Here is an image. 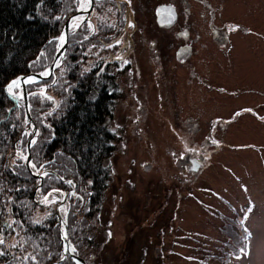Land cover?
Returning a JSON list of instances; mask_svg holds the SVG:
<instances>
[{
  "label": "rangeland",
  "instance_id": "1",
  "mask_svg": "<svg viewBox=\"0 0 264 264\" xmlns=\"http://www.w3.org/2000/svg\"><path fill=\"white\" fill-rule=\"evenodd\" d=\"M110 1L122 8L92 39L107 46L121 31L131 30L126 42L133 35L134 47L124 50L131 65L117 74L118 98L99 119L110 136L108 153L100 158L110 177L100 189L96 216L93 207L77 232L80 240L94 235V246L85 254H93L88 264H264V0ZM92 13L95 19L103 15ZM110 27L106 39L102 35ZM64 73L70 78L69 66ZM73 85L83 83L73 80ZM8 93L11 103L0 109V117L10 118L8 129L0 127V147L12 141L31 176L22 157L25 132L32 130L26 129L16 89ZM15 111L24 118L17 134ZM30 116L38 130L36 143L43 124ZM35 143L32 163L42 154L41 143L34 149ZM191 158L201 160L196 172L190 170ZM26 187L20 197L30 198L35 209L42 207L43 192ZM250 199L256 205L247 204ZM26 209L31 211L24 207L22 212ZM56 231L57 256L43 264L61 258L58 225ZM47 232L49 244L54 234ZM39 233L27 226L9 242L27 248L25 240L31 238L28 245L36 250ZM184 234L195 237L181 239ZM242 242L251 243L249 251L236 254ZM69 258L61 264H74Z\"/></svg>",
  "mask_w": 264,
  "mask_h": 264
},
{
  "label": "trees",
  "instance_id": "2",
  "mask_svg": "<svg viewBox=\"0 0 264 264\" xmlns=\"http://www.w3.org/2000/svg\"><path fill=\"white\" fill-rule=\"evenodd\" d=\"M77 1L0 0V106L3 105L0 109L11 103L5 91L7 83L32 68H40L44 60L49 63L52 55L48 50H54L62 22L67 14L70 16L76 11ZM110 2H94L96 12H103V15L100 19L92 18L89 23L91 28L89 24H85L80 29L69 31L68 53L60 65L56 79L47 84L43 92L38 89L43 82L28 85L30 115L36 122L43 124L39 128L40 139L34 146L35 149L41 143L43 155L35 156L34 163L39 170L49 168L55 174L61 175V178L71 175L77 181V190L80 188L81 192L68 195L63 205L68 214L67 237L76 252L79 251V255L86 257L87 264L93 254H85L94 246V235L91 233L85 238V234L82 241L77 232L81 233L86 217H90L92 213L91 209L94 207L93 214L96 211L100 189H106L105 183L110 177L107 176L106 168L100 165V158L108 153L106 140L110 136L106 126H100L99 119L104 120L108 114L105 108L109 109L111 106L114 84L118 81L116 76L120 73H115L113 61H109L105 40L92 39L95 31L103 29L112 17H117V10ZM112 29L113 27L106 29L102 36L109 39L107 33L111 35ZM39 45L40 48L37 49ZM87 54L92 55L88 60L84 59ZM25 56H28L26 60L29 62L26 67L23 64ZM104 62L106 64L103 66ZM65 66L70 67V78L64 73ZM96 74L99 77H95ZM73 80H78L83 85L74 88ZM17 102L20 104V99L17 98ZM15 114L17 117L19 113L15 111ZM8 118L10 115L5 117L4 114L0 117V127L3 126V130L8 129ZM23 119L22 113L16 118V134ZM11 143L7 147H0V264H43L57 256L55 215L51 208L35 209L30 198L26 196L25 200L20 197L19 194L23 193L25 186L26 190L33 188L35 180L25 172L23 161L15 156ZM45 160L47 164L42 163ZM70 170L72 174H69ZM17 174H24L25 179H19ZM44 178L40 190L43 193L62 185L54 174ZM24 207H29L31 211L26 209L22 212ZM42 210L44 214L39 216ZM98 218L99 216L96 220ZM48 221L53 225L47 224ZM27 226L29 229H39L41 233L38 243L46 245L40 246L36 242L35 250L28 245L32 243L31 238L25 240L27 248L9 242L13 235L26 231ZM50 229L54 234L53 244L47 243V231ZM6 250L7 256L3 255ZM41 250L43 254L39 255Z\"/></svg>",
  "mask_w": 264,
  "mask_h": 264
},
{
  "label": "bare ground",
  "instance_id": "3",
  "mask_svg": "<svg viewBox=\"0 0 264 264\" xmlns=\"http://www.w3.org/2000/svg\"><path fill=\"white\" fill-rule=\"evenodd\" d=\"M76 11H78V10H76ZM76 13V12H75ZM74 14V13H73ZM72 15V14H71ZM77 16V15H76ZM76 16H74V17H76ZM64 52H66V49H64ZM49 78H50V76H49ZM11 82H9V83H7V85H5V89L7 88L8 89V85L10 84ZM13 89H16V85L13 87ZM6 91V90H5ZM7 93V96L9 97V93L8 92H6ZM27 109H28V116H27V118H29L30 117V119H31V116H30V112H29V103H28V101H27ZM28 123H29V125H28V127L26 128V129H31L32 130V124L29 122V120H28ZM36 132H38V130H37V128H36ZM36 137H37V134H36V136H35V138L33 139L34 141L36 140ZM21 139V138H20ZM19 139V140H20ZM32 144L33 143H31L30 144V146H29V148H28V165H29V162L30 163H32V159H31V153H30V147L32 146ZM25 153H26V148H25ZM26 164V163H25ZM200 164H201V160L200 159H197V158H191L190 160H189V165H190V170L191 171H193V172H196V170L198 169V167L200 166ZM28 165H25L26 167V170L28 171V173H31V177L33 178V179H35L36 180V183H38L37 182V180L40 182V185H42V180H43V178H44V176H42L41 177V179H39V177L38 176H34L36 173L34 172V170L30 167V166H28ZM53 175V174H52ZM54 176H56L57 178H59L60 179V181H61V183H62V185H60L58 188H57V190L58 191H56L55 192V194H54V198H55V200H57V201H59V200H61V199H63V197L65 198V197H67L68 195H72L73 193H77L78 192V190H77V181H75L73 178H72V176L71 175H69V177H64V178H61V175H57V174H55L54 173ZM45 179V178H44ZM68 181H71L72 183H68ZM41 192V191H40ZM90 197V196H89ZM82 200V199H81ZM66 205V204H65ZM69 205V204H68ZM44 207H46V206H54V205H52V204H46V205H43ZM42 206V207H43ZM43 207V208H44ZM66 207V206H65ZM53 209H54V207H53ZM66 209V208H65ZM67 216H68V214H67V211L66 210H64V211H61L60 209L59 210H57V212H56V218H57V225H58V229H60L61 230V234H63V229H64V231L65 230H67ZM52 221H53V219H52ZM54 223V222H53ZM60 234V241H61V244H62V256L65 258L66 257V254H68V253H66L65 251H64V248L65 247H69V248H71V245H70V241H69V239H68V237L65 239V236L64 235H61ZM69 255V254H68ZM70 256V258L73 260H71L74 264H77V262H78V264H80V260H83V262H85V259L83 258V257H81V256H79V255H75V253H72L71 255H69ZM63 260H61V259H59L58 261H56L55 262V264H60L61 262H62Z\"/></svg>",
  "mask_w": 264,
  "mask_h": 264
},
{
  "label": "water",
  "instance_id": "4",
  "mask_svg": "<svg viewBox=\"0 0 264 264\" xmlns=\"http://www.w3.org/2000/svg\"><path fill=\"white\" fill-rule=\"evenodd\" d=\"M87 1V3H88V8H90V6H91V4H92V0H86ZM88 8L86 9V10H83V12H86L87 10H88ZM80 13V11H76V13H74V14H72V15H70V16H68L67 18H66V20H65V22H64V24H63V26H62V32H63V34H65V30H66V25H67V23H69V21L74 17V16H76V15H78ZM65 36V35H64ZM63 48H64V44H63V47H59L56 51H55V56H54V58H53V60H52V62H51V64H50V67H49V69L46 71L48 74L49 73H52V71H53V69L55 68V63H56V61H57V59L60 57V55L62 54V52H63ZM44 71H42L41 73H43ZM28 75H23V76H21L20 78H18L17 80L19 81H21L20 83H21V86L23 87V85H24V81H25V79H26V77H27ZM35 77L37 78V79H40L41 77H40V74L38 73V74H35ZM17 82V81H16ZM22 92H23V94H22V101H23V105H24V110H25V114L28 116V109H27V99H26V96H25V92L22 90ZM28 120H29V122L32 124V132H31V134H30V136H29V138H28V140H27V143H26V153H25V156H27L28 157V148H29V146H30V143H28L29 141H32L34 138H35V136H36V134H37V132H36V127H35V125H34V123H33V121H32V119H30V117L28 118ZM25 163H26V165H28V161H25ZM41 174L43 173V172H40ZM34 176H38L39 177V179H41V177L43 176V175H38V174H35ZM40 185V182H38L37 184H36V188H38V186ZM63 199H64V197H63ZM56 209L57 210H59V206H57L56 207ZM57 210H56V212H57ZM61 235H64V229H63V234H61ZM80 264H85L84 262H83V260H80Z\"/></svg>",
  "mask_w": 264,
  "mask_h": 264
},
{
  "label": "snow or ice",
  "instance_id": "5",
  "mask_svg": "<svg viewBox=\"0 0 264 264\" xmlns=\"http://www.w3.org/2000/svg\"><path fill=\"white\" fill-rule=\"evenodd\" d=\"M86 10V9H85ZM92 26H91V24H89V28H91ZM85 39H87V37H85ZM59 40H60V45H59V47H63V44H64V42H65V36L62 34L60 37H59ZM117 43H119V41H117ZM108 47H112V45H107ZM41 76H46V75H48V73L47 72H44V73H41L40 74ZM32 82H35V81H32ZM16 85V81H12L9 85H8V92H12V89H13V87ZM50 99V98H49ZM25 135H28V133L27 132H25ZM28 143H35V141L34 140H32V141H29ZM17 155H22L21 153H17ZM23 158V160H25V161H28V157L27 156H23L22 157ZM28 166H30L32 169H36V174H38V175H43V176H45V177H47L48 175H49V173H47V172H44V173H40L39 172V169H37V165L35 164V163H30L29 162V165ZM41 167H43L42 165H41ZM14 174H16V173H14ZM68 183H72L71 181H68ZM55 191H58L57 189H53V192H55ZM50 195H52V192H49L48 193V195H46L45 197H44V203H55L56 201H55V198H53V200L52 201H49L48 200V196H50ZM73 195H74V193H73ZM61 211H64V209L63 208H61L60 209ZM67 238V233H65V239ZM64 251L66 252V253H68L69 255H71L72 253H75L76 252V248L75 247H71V248H69V247H65L64 248ZM61 260H64V257L63 256H61V258H60ZM77 264H78V262H77Z\"/></svg>",
  "mask_w": 264,
  "mask_h": 264
},
{
  "label": "flooded vegetation",
  "instance_id": "6",
  "mask_svg": "<svg viewBox=\"0 0 264 264\" xmlns=\"http://www.w3.org/2000/svg\"><path fill=\"white\" fill-rule=\"evenodd\" d=\"M128 11H129V8L127 7L126 9H125V12H126V18L128 19V22L129 21H132L133 20V15H128ZM76 12V11H75ZM74 12V13H75ZM132 24H133V21H132ZM128 51H131V49H128ZM127 54H129L128 52H126L125 53V55H127ZM88 77V76H87ZM95 77H99V74H96L95 75ZM117 77V80H118V75L116 76ZM51 78L52 77H50V78H48L49 80H51ZM98 78H96V80H97ZM99 80V79H98ZM157 80L158 79H156L155 78V84L157 83ZM118 84H114V91H113V96L111 97V99H110V101H111V106L112 105H114L115 104V101H116V99L118 98L117 97V94H118ZM112 91V90H111ZM167 98H168V96H166ZM108 111H110L111 112V110H109V109H106V111L105 112H108ZM28 125H29V123H28ZM247 204H249V205H256L251 199L250 200H248L247 202H246ZM189 232H191L190 230L189 231H187L186 233H189ZM195 236H190V235H183L182 237H181V239H184V238H186V239H193ZM59 242H60V244H61V241H60V237H59ZM61 253H62V244H61ZM62 256V255H61ZM67 258H69V255L68 254H66V257L64 258V260L65 259H67ZM63 262V261H62Z\"/></svg>",
  "mask_w": 264,
  "mask_h": 264
}]
</instances>
